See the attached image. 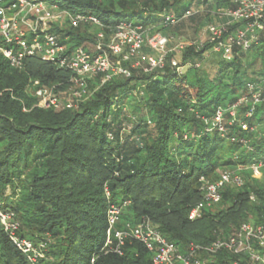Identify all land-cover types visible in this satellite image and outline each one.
<instances>
[{"label":"trees","instance_id":"obj_1","mask_svg":"<svg viewBox=\"0 0 264 264\" xmlns=\"http://www.w3.org/2000/svg\"><path fill=\"white\" fill-rule=\"evenodd\" d=\"M51 1L73 14L94 15L108 26L121 20L154 24V33L166 28L158 24L164 12L181 15L208 0ZM215 2L214 7H234L228 0ZM197 16L199 12L191 19ZM92 26L99 30L68 23L55 29L77 47L91 38ZM208 49L188 47L184 63L200 60ZM144 51L154 53L147 47ZM166 62L150 74L132 68L130 77L115 76L74 108H35L39 98L31 79L59 85L55 92L65 102L71 83L62 85L72 74L36 57L17 70L0 52V202L16 212L20 237L49 240V264H154L136 240L126 239L120 253L115 251L116 231L138 224L142 216L183 252L192 243L208 245L233 235L243 223H264V165L255 173L260 179L251 175L252 184L227 185L213 210H205L197 221L187 219L189 204L202 197L200 177L215 181L221 167L264 163V130L256 127L264 123V104L252 117H246L250 105L241 106L240 119L230 113L247 82L264 83V31L249 50L236 49L232 59L219 54L214 74L195 66L178 74L169 56ZM219 109L224 110L225 133L215 123ZM238 119L254 129L243 130ZM10 187L12 196L18 194L14 201L6 195ZM127 200L121 224L106 246L109 206ZM235 260L252 264L245 254L224 251L217 256L219 264ZM0 264H31L3 232Z\"/></svg>","mask_w":264,"mask_h":264},{"label":"built area","instance_id":"obj_2","mask_svg":"<svg viewBox=\"0 0 264 264\" xmlns=\"http://www.w3.org/2000/svg\"><path fill=\"white\" fill-rule=\"evenodd\" d=\"M228 1L234 7H218L215 14L222 20L208 24L205 43L199 46L188 42L179 45V48L186 50L196 46V50L200 51L209 45L207 51L220 53L223 58L230 60L236 49L249 50L253 47L264 31V0ZM197 12V9H190L181 15L164 12L160 25L175 26ZM65 23L73 28L91 24L99 30L82 45L73 47L67 42L70 37L55 29H63ZM151 28L129 20L108 26L94 15L73 14L51 0H0V52L10 66L23 70L27 60L36 57L72 74L65 102L60 100L54 87L42 85L37 79L33 81L35 94L44 108H74L84 97L93 94L88 85V79L91 78L98 79L102 87L115 76L130 77L132 68L142 69L149 74L162 70L171 51L168 48L171 37L161 31L152 33ZM146 47L156 54L146 53ZM188 65L200 66L191 61L181 63L175 58L170 60L171 68L178 74H183ZM245 90L246 93L241 94L231 108L232 116L235 112L233 108L250 105L246 117H252L256 107L264 104L263 82L249 81ZM223 113L224 110L219 109L215 121L219 130L225 133L221 124ZM238 122L245 131L254 129L243 120ZM109 136L113 138L111 134ZM232 140L236 141V138L232 137ZM263 165V162L251 164L248 169L257 173ZM243 183V177L235 170H223L217 180L205 181L203 198L190 211V219L200 218L207 208L218 203L224 187H241ZM106 193L110 195L107 190ZM128 204L129 200L119 206L110 204L106 246L112 243V230L119 223L122 208ZM20 226L16 212L11 208H3L0 202V235L1 232L6 233L31 264H49V240L35 241L20 237ZM115 236L119 241L115 251L120 253V246L126 239L136 240L146 247L154 264H219L217 256L224 251L235 255L245 254L252 264H264V223H243L233 235L218 237L208 245L192 243L184 252L175 243L168 241L148 218L142 219L135 226L117 230ZM230 264L242 263L235 260Z\"/></svg>","mask_w":264,"mask_h":264},{"label":"rangeland","instance_id":"obj_3","mask_svg":"<svg viewBox=\"0 0 264 264\" xmlns=\"http://www.w3.org/2000/svg\"><path fill=\"white\" fill-rule=\"evenodd\" d=\"M169 1L173 2L174 0H169ZM215 3H216L215 0H208L207 2L200 3L199 6L196 8L197 10H199V16H197L194 20L191 19V16H190V17L184 19L183 21H181L180 23H178L175 26H170V27H166V28L161 29V32L164 35H166L168 37H171V42L169 43V47H168L171 51L167 55V57L169 56L170 60L175 58L179 62L184 63V61H185L184 60L185 50L180 49L179 45L186 44L188 42H193L196 45L200 46V45H202L203 43L206 42V37H207L206 28H207L208 24L210 23L208 21L210 19V17H211L212 22H214L216 20H218V21L222 20V19H220V17H217L216 14H215V12L219 9L217 6L214 7ZM160 22H158V24H160ZM152 26H154V24H150L149 25V27H152ZM89 29L92 32V34L96 33V30H95V28L93 26L90 27ZM153 54H156V53L154 52ZM219 54L220 53L213 52V51L209 50V51L205 52V54L203 55V58H201L200 60H197L196 62L194 61V63L200 64V66H198L199 68L207 69L211 74H214L216 69H217L215 63H216L217 59L219 58ZM258 66H259V64H255L252 67V69L255 70ZM189 68L190 67L188 65V67L185 68L184 72H186ZM34 80L31 79L29 84L30 85L33 84ZM37 80H39V79H37ZM69 83H70V81H68L67 84H64L62 86L67 87ZM30 85H29V89L31 88ZM88 85L90 87L91 93H94V91L96 89H100L101 88L100 87V81L98 79H94V78L88 79ZM70 86H69V88H70ZM52 87H54V90H56L57 87H59V85L54 84ZM34 94H35V92H34ZM31 95L34 97L33 93H31ZM92 95L93 94H90L89 96L84 97L83 100L80 103L87 102L91 98ZM33 107H35V108L42 107L40 101L35 100V103L33 104ZM42 108H44V107H42ZM240 108H241V106H237L236 108H233L234 111H235L234 112V116H236L237 118H239L238 111H239ZM24 111L28 112V109L24 108ZM221 122H222V120H221ZM215 123H217V122L215 121ZM256 127H257V130H259L260 133H261L262 130H264V123L256 124ZM130 129H131V126H127L124 131H127V133H128V131H130ZM223 169L232 170V171L235 170L236 172H239V174L243 177L244 182H249L251 184L253 183V180L251 178L253 175L256 176L257 179L261 178V176H259V174H255L251 169H248V167H243L242 165H237L235 168L221 167V168H219L216 171V173H218V175H219V173L221 171H223ZM260 170H261V168H260ZM208 180L211 181L210 177H208V176L200 177V179L198 181V186H199V190L201 191L202 197H201V199L194 200L193 203L189 204V207H188L189 208V213L192 210V208L198 202H200L202 200V198H203V185H204L205 181H208ZM12 193H13V189L11 187L8 188L7 191H6V195L9 197V201H14V200H16L18 198V194L12 196ZM106 197H107V199H109L110 195H108L106 193ZM252 197H254V195ZM171 207L172 206H169V209H171ZM123 208H122V211H123ZM214 208H215V206L214 207L212 206V207L207 208L206 210L207 211L208 210H213ZM122 211H121V213H122ZM207 211H204L202 216ZM189 213H188V216H187L188 218L187 219H189L192 222L197 221V220H199L202 217L201 216L198 219L192 220L189 217ZM144 218L150 219L147 216H142L140 219L142 220ZM150 221L154 225H157L151 219H150ZM119 224H121V222H119ZM129 225H130V227H132V226L137 225V223H131ZM92 261H94V259Z\"/></svg>","mask_w":264,"mask_h":264}]
</instances>
